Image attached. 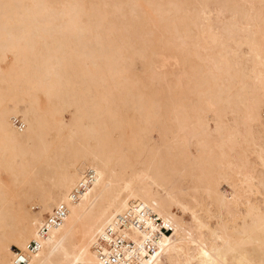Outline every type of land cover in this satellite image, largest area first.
Instances as JSON below:
<instances>
[{"label":"bare ground","instance_id":"obj_1","mask_svg":"<svg viewBox=\"0 0 264 264\" xmlns=\"http://www.w3.org/2000/svg\"><path fill=\"white\" fill-rule=\"evenodd\" d=\"M263 108L264 0H0V264L61 201L25 264H107L133 201L173 228L144 264H264Z\"/></svg>","mask_w":264,"mask_h":264},{"label":"built area","instance_id":"obj_2","mask_svg":"<svg viewBox=\"0 0 264 264\" xmlns=\"http://www.w3.org/2000/svg\"><path fill=\"white\" fill-rule=\"evenodd\" d=\"M14 122L19 128L23 127L20 118H14ZM95 178L96 172L87 169L70 189L68 199H78ZM67 212L66 202L53 205L38 223L35 236L28 240L25 247H13L8 264H25L40 249L49 232L63 221ZM172 230L171 225L150 206L133 201L127 208L114 214L97 232L94 248L99 258L107 264H144L159 251L158 242L163 233L170 234Z\"/></svg>","mask_w":264,"mask_h":264},{"label":"rangeland","instance_id":"obj_3","mask_svg":"<svg viewBox=\"0 0 264 264\" xmlns=\"http://www.w3.org/2000/svg\"><path fill=\"white\" fill-rule=\"evenodd\" d=\"M208 46L210 47L211 45H208ZM134 70H135L139 75H141V76H144V77H145V76L147 75L146 67H145L143 61H137L136 65H135V67H134ZM158 70L161 71V72H167V71H168L169 74L172 73V67L162 68V67L159 66ZM10 107L13 108V105L11 104ZM23 110H24V107H23V106L20 107V111H23ZM261 113H262V115L264 116V108L261 110ZM65 115L68 116V115H69L68 112H66ZM229 118L232 120V119H233V116H232L231 114H229ZM154 137H155L156 139L159 138V137H158V134H157L156 132L154 133ZM224 187H225V185H224ZM161 192H164V190L162 189ZM51 205H52V204H51ZM52 206H53V205H52ZM52 206H51V207H52ZM38 209H39V208H38L36 205L32 208L33 211H37ZM186 217L189 219V218H190V213H186ZM211 222H213L214 224H216L217 219L212 218V219H211Z\"/></svg>","mask_w":264,"mask_h":264}]
</instances>
